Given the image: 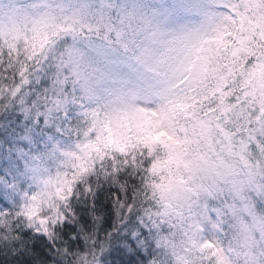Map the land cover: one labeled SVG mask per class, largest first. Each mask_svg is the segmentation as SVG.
<instances>
[{
  "label": "snow or ice",
  "instance_id": "obj_1",
  "mask_svg": "<svg viewBox=\"0 0 264 264\" xmlns=\"http://www.w3.org/2000/svg\"><path fill=\"white\" fill-rule=\"evenodd\" d=\"M0 264H264V0H0Z\"/></svg>",
  "mask_w": 264,
  "mask_h": 264
}]
</instances>
